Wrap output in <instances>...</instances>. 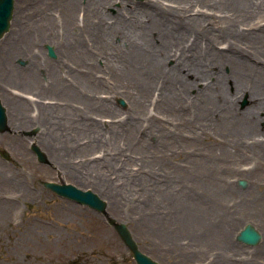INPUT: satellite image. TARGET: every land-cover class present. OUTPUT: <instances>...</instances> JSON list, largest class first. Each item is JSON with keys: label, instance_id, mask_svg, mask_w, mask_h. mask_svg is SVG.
<instances>
[{"label": "rangeland", "instance_id": "1", "mask_svg": "<svg viewBox=\"0 0 264 264\" xmlns=\"http://www.w3.org/2000/svg\"><path fill=\"white\" fill-rule=\"evenodd\" d=\"M34 1L37 6L39 1ZM84 1L80 0L79 8L73 10L78 21L84 14ZM51 4V13L57 19L62 1L51 0ZM13 6L12 22L10 19L8 30L0 38V51L15 36V16L21 8L33 12L30 0H14ZM117 8L118 1L106 11L113 15ZM260 19V24H264V11ZM57 31L62 33L61 26ZM246 37L251 45L246 50L255 56L257 50L264 51V40ZM47 45L52 47L53 57L48 56ZM74 48H65L62 41L55 40L32 46L31 54L10 60L12 68L3 87L5 94L0 92L9 122L8 130L0 132V150H6L12 161L0 157V264H135L101 214L57 196L43 186L47 181L72 184L97 194L106 202L108 215L124 224L139 250L159 264H264V149L253 147L252 139L244 141L235 135L239 143L227 146L225 154L219 144L228 136L227 129L218 132L213 124L206 135L196 138L171 110L154 112L155 107L148 110L147 102L144 106L147 114L141 115L135 127L139 130L135 139L142 137L143 141L128 144L135 131L131 134L125 121L134 117L135 93L127 97L121 93L122 89L114 93L109 83L97 93L106 102L105 107L111 109L99 112L94 99L93 104L89 103L94 111L89 116L92 131L95 125L101 126L100 131L106 130L104 121L98 120L101 117L120 121L118 129L113 127L116 141H109V132L95 141L98 146H87L93 138L91 127L82 125L81 120L84 108L89 106H84L80 91L79 77L84 65L74 50L69 54ZM91 63L96 64L94 73L112 82L103 60ZM166 64L171 66L173 60ZM224 71L228 73V68ZM70 78L76 81L75 86L67 83ZM193 93L194 89L190 95ZM18 102L24 104L19 106ZM236 104L239 110H244L250 102L242 96ZM150 105L153 103L149 102ZM209 119L207 115L200 126L205 127ZM254 126L255 135L263 137L264 121ZM34 129L33 140L44 150L49 164L38 162L30 150L31 138L24 134ZM113 143L121 146L115 144L124 157L114 159L117 167L112 166L107 177L106 185L112 192L95 184L98 175L93 173L94 164L77 168L82 175L78 179L60 170L67 157L76 162L81 160L82 164L90 163L103 153V147L110 148ZM210 147L212 150L206 154ZM204 154L209 161L206 169H213V163L218 165L214 186L187 171L193 156ZM219 156L224 160H219ZM149 192L155 194L150 196ZM247 224L261 234L254 245L236 240Z\"/></svg>", "mask_w": 264, "mask_h": 264}, {"label": "bare ground", "instance_id": "2", "mask_svg": "<svg viewBox=\"0 0 264 264\" xmlns=\"http://www.w3.org/2000/svg\"><path fill=\"white\" fill-rule=\"evenodd\" d=\"M38 1L36 6V2L30 0L33 12L21 8L16 14L15 36L1 47L0 92L5 94L3 87L9 78L12 57H26L31 54L32 46L41 43L62 41L65 48L75 47L69 54L74 50L78 61L84 65L79 77L84 106L93 104L95 99L94 104L100 107L99 112H109L111 107L106 108V102L97 93L99 88L107 87L108 83L114 93H120V89L125 97L135 93L134 117L125 121L127 130L131 134L135 131L128 144L143 141L142 137L135 139L139 131L135 127L141 115L147 114L144 112L147 102L148 110L151 106L155 107L154 112L169 113L171 110L194 136L206 135V130L213 124H216L217 131L227 129L228 136L219 144L225 154L227 146L239 143L235 135L244 141L252 139L253 147H259L260 151L264 149V136L257 137L254 126V123L264 121V116H260L261 112L264 113V51L257 50L258 56H255L245 49L251 47L246 35L264 40V24H260L264 0H145L144 3L85 0L81 21L73 13L74 9L79 8L80 0H59L62 4L57 19L51 13V0ZM116 1L119 8L115 14H108L106 8ZM59 26L61 34L57 31ZM220 45L224 46L220 48ZM99 58L103 60L112 82L94 73L96 64L91 62ZM169 59L173 60L171 66L166 64ZM225 67L228 73H225ZM67 83L71 87L76 85L72 78ZM193 89L194 93L190 95ZM242 96H246L250 104L246 109L239 110L236 101ZM149 102L154 106H149ZM27 103L30 102L27 100ZM23 104L17 103L19 106ZM92 104L84 108L85 116L81 119L82 125L91 127V131L93 124L89 112L93 111ZM113 112L114 109L111 114ZM207 115L210 116L209 123L206 122L205 127L200 126ZM105 119L101 117L98 120L104 121L106 130L100 131L101 126L95 125V131L91 132L93 139L87 146H98L99 143L95 141L102 140L100 136L104 137L109 132V141H116L113 137L117 133L112 132L114 128L120 127V121H112L115 119L112 117L111 120ZM44 136L47 137L46 134ZM115 144H111L110 148L103 147L100 156L93 154L96 158L90 163L82 164L81 160L76 162L67 157L63 170H60L78 179L82 175L77 172V168L94 164L96 170L93 173L98 175L95 184L110 190L106 185L107 177L112 166L117 167L114 159L123 156L116 147L121 146ZM77 145L81 146L79 143ZM206 154L193 156L187 171L214 186L217 184L218 165L213 163V169H206L209 162L204 157ZM168 158L173 159L174 156ZM218 158L224 160L223 156ZM149 193L150 196L155 194Z\"/></svg>", "mask_w": 264, "mask_h": 264}, {"label": "water", "instance_id": "3", "mask_svg": "<svg viewBox=\"0 0 264 264\" xmlns=\"http://www.w3.org/2000/svg\"><path fill=\"white\" fill-rule=\"evenodd\" d=\"M12 10L13 0H0V37L5 31H7L9 27V20L12 15ZM48 51L49 55L53 56L52 49L48 47ZM120 103L123 104L122 101H120ZM5 123V109L0 102V131L6 129ZM32 149L36 153L39 162H46L45 155L39 150L37 146H33ZM240 184L243 185L244 183L240 182ZM44 185L60 196L74 200L80 204L88 205L100 213H105L104 201H102L96 194L89 190L81 191L72 185L56 184L52 182H46ZM109 222L113 224L120 238L132 253L137 264H157L137 249V246L132 240L129 231L123 224L115 223L113 220H109ZM236 238L238 241H241L245 244L254 245L259 241L260 235L253 228V226L248 224L239 232Z\"/></svg>", "mask_w": 264, "mask_h": 264}]
</instances>
